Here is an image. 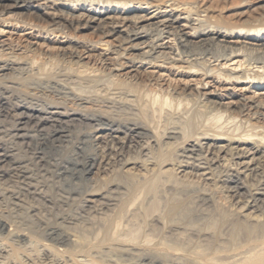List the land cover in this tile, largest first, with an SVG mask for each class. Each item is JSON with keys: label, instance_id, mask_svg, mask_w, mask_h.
Returning a JSON list of instances; mask_svg holds the SVG:
<instances>
[{"label": "bare ground", "instance_id": "bare-ground-1", "mask_svg": "<svg viewBox=\"0 0 264 264\" xmlns=\"http://www.w3.org/2000/svg\"><path fill=\"white\" fill-rule=\"evenodd\" d=\"M58 1L82 4L67 7L68 13L46 12L47 19L33 12ZM134 2L155 10L148 19L124 16L144 11L132 8ZM168 7L169 13L159 11ZM76 10L91 14L77 16ZM112 12L124 17L111 18ZM203 13L185 0H0L2 25L1 17L12 14L16 18L11 21L22 28L74 43L69 58L56 57L55 62L29 51L18 55L11 49L5 55L0 49V116L8 104L7 84L17 87L16 107L32 113H24L27 123L0 121V246L8 242L22 249L29 242L94 264H264V127L240 130L236 124L231 130L227 125L238 117L228 115L223 122L220 103L199 92L182 97L151 82L106 74L98 66L106 62L94 56L82 62L85 54L104 48L117 57L113 72L171 61L207 78L240 79L232 76L241 69L243 79L264 80V24L228 25ZM122 23L126 30L121 31ZM72 30L115 38L119 46L104 39L75 41ZM134 52L138 56L131 58ZM48 106L62 108L63 113H53L59 116L70 118L71 111V120L87 130H46L47 119L35 113H47ZM99 161L110 174L134 170L130 183L108 176L98 196L87 175ZM167 171L200 185L191 192L203 212L202 207L214 204L211 192L226 193L239 210L232 219L246 236L233 240L230 225L213 236L189 232L201 239L196 244L185 239L184 228H170L174 239L158 244L139 236L132 221L142 206L137 208L135 201L154 193ZM208 239L218 248L201 244ZM13 259L21 261L19 255Z\"/></svg>", "mask_w": 264, "mask_h": 264}, {"label": "rangeland", "instance_id": "rangeland-1", "mask_svg": "<svg viewBox=\"0 0 264 264\" xmlns=\"http://www.w3.org/2000/svg\"><path fill=\"white\" fill-rule=\"evenodd\" d=\"M185 1L189 3H196L202 11L205 12L203 13V16L207 15L208 19H212L215 22L220 21L228 25L244 26L264 24V20L261 19L264 15V0ZM72 4L74 5V8H76L82 4V2H75ZM72 4L69 3V1H58L56 6L51 3L48 4L51 9H40L38 11L35 9L33 12H36L38 16L47 19L50 16H47L44 13L47 12L56 15L68 13V9L69 7H72ZM84 5L88 10L91 8L90 6L87 7V3ZM93 7L96 6L94 5ZM131 7H142L144 8V11L142 10V12L138 11L124 16L133 17L134 15L140 14V16H147L148 19L151 16V13L149 14V12L155 10L147 8L146 5H137L136 2H134ZM160 10L169 13L172 8H160L159 11ZM80 13L91 14L89 12H85V10L75 11V15L77 16L82 15ZM175 13L176 16L181 15V17H185V15H182V12L173 11V14ZM124 16L115 12L110 13L111 18H120ZM14 18L16 17H13L12 14H6L1 17V19L5 20V23H3V25L2 22L0 23V49L4 50L5 55L9 54L11 49H14L18 55H23L29 51L40 55V57L48 58L51 61H53L56 57L64 59L69 58L70 55L67 52L74 46L73 42L69 41L65 37H54L48 34L38 33V31L35 30L22 28V26L16 24V22L11 21ZM17 18L25 19V16ZM123 24L124 23L119 25L121 31L126 30V28L122 27ZM186 31L189 32L190 30L187 29ZM69 35H71L70 38H75L73 39L75 41L76 38L92 41L104 39V36L101 34H92L91 30L82 32L72 30ZM114 39L115 38H105L104 40L109 41L112 47L119 46L118 41H114ZM239 42H241V40H239ZM104 54H106V56H104ZM137 54L138 52H134V54L130 57H137ZM88 56H94L99 63L100 61H103L102 64L106 62L104 65L99 64V68L103 69L106 74H115L116 77L121 80L132 77L138 79L139 81L151 82L163 92L177 91L182 95V97L188 93L195 94L199 92L200 94H203V98L206 97L207 99L220 103V106L218 107L225 112L223 122H225L228 115L238 117L233 123L228 125L227 122L225 123L228 126L227 128H231V130L235 128L234 125L236 124L239 128H241L240 130L245 128L249 129L251 125L264 127V80L260 81L256 79L253 81L252 79H243L244 71L241 69H239V73L233 74L232 76L242 77L240 79H226L225 77L207 78L203 76V72H198L197 74L194 71L185 69L187 68L186 65L171 61H168L166 64L159 62L155 65L137 63L134 68L127 67L121 71L113 72L112 70L115 68L114 64L118 62L117 60H114L117 58L115 55H109L104 48H98L89 54H85L84 59L82 60L83 63H89ZM125 62L126 60H121V63ZM92 64L94 63L92 62ZM225 75H227V77L230 76L228 71H225ZM7 86L10 87V92L6 94L9 99L4 100L8 104L4 106V111L2 116H0V121L11 123L19 120L22 123H27L29 118L25 117L24 113H32L25 109L16 107L15 97L18 93L16 92L17 87L13 84H7ZM195 87L198 89L195 90ZM202 87H205V89ZM40 95L41 94L38 96ZM49 107L50 106L47 108V113H35V116L47 119L43 124L46 130L61 126L74 133L79 130H87L88 126H84V124H81L79 121L71 120L73 117L71 111H69L71 116L69 118L53 114L63 113L64 110L62 108L55 109ZM255 112L258 113V115L253 116V113ZM199 120L203 122L204 117H200ZM223 122L221 121V123ZM221 123H219V125ZM98 136H101V134ZM28 142L33 143L31 140ZM0 155H3L2 151H0ZM6 159L9 158L6 157ZM4 165L6 166V163L1 166ZM103 166L104 164L99 161L97 167L93 170V173L87 175L91 184L95 186L94 191H98V196L103 193L102 191H99V189H102V187L107 183L108 176L110 179L118 181L119 183L121 182L123 185H128L130 183V172H133L134 170L129 171L127 174H110L107 170L103 169ZM131 167L133 166H130L129 168ZM165 169H170V166H167ZM182 179L178 180L173 172L167 171L159 181L156 187L157 189L154 193L151 192L149 195L143 197L141 196L135 201V206L137 208L140 205L142 206L140 210H137L138 216L132 221V225L134 229L138 231L139 236H146L150 242L158 244L159 242L164 241V239H174V237L168 233L170 228H184L186 232L185 239L192 240L196 244V242H200L201 239H199V237L189 235V232L198 231L201 233H208L213 236L221 232L224 225H230L232 227L231 235L233 240L239 241L246 236L247 232L244 227L236 224L237 220L232 219V213H237L239 210L234 209L235 206L232 207L233 202L227 197L226 193L211 192L214 204L202 207L203 209H206L205 212H203L202 209L196 205L197 203L195 202V197L191 192L192 190L199 188L200 185L190 183L185 180L183 181ZM95 198L98 199L99 197L95 196ZM25 242L26 241L24 240V244ZM6 243L7 245L0 246V264H94L90 258L62 256L55 254L41 245H37L38 248H36L34 247L35 244H31L29 242L25 244V246L22 244V249L19 247L17 248V246L14 248V246L10 243ZM201 244L210 249L218 248L217 244L212 239L201 242ZM104 254L109 255L111 253L105 252ZM14 255H19L21 261L14 262Z\"/></svg>", "mask_w": 264, "mask_h": 264}]
</instances>
